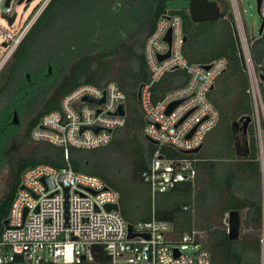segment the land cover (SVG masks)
I'll list each match as a JSON object with an SVG mask.
<instances>
[{"label": "built area", "instance_id": "1", "mask_svg": "<svg viewBox=\"0 0 264 264\" xmlns=\"http://www.w3.org/2000/svg\"><path fill=\"white\" fill-rule=\"evenodd\" d=\"M20 1L0 0V19H6L11 27L16 23ZM51 1L41 0L17 33L5 30L0 24V72ZM229 3L248 71L258 157L264 169V99L260 87L264 59L256 65L251 51L252 37L247 32L239 0ZM14 15L10 23L8 18ZM261 16L264 19V0ZM169 32L170 42L166 39ZM185 35L182 15L167 11L144 44L149 78L143 82L139 102L145 118L151 119L146 122L144 134L156 141V148L142 178L154 199L158 193L171 191L197 174L192 160L172 156L165 147L177 151L194 149L205 142L220 121L219 109L209 94L211 86L228 67V59L216 58L208 63L209 68L205 67L208 64L190 62L183 53ZM169 52V56L160 58ZM178 71L183 76L176 75L172 85L167 86L166 78ZM161 84L165 89L160 88ZM127 103L126 92L115 80L81 83L62 97L58 108L43 114L31 130V139L62 147L68 160L71 147L95 149L108 145L115 130L126 124ZM121 105L125 106V115L117 113ZM20 186L7 217L10 227H4L0 235V264L213 262L212 254L199 241L195 230L179 233L171 222L155 213L148 220L129 222L120 209L107 210V204L120 206V191L97 175L75 170L70 163L61 168L48 163L32 166L24 172ZM130 224L133 237H130ZM190 245L196 251L186 252ZM261 264H264V221Z\"/></svg>", "mask_w": 264, "mask_h": 264}, {"label": "trees", "instance_id": "2", "mask_svg": "<svg viewBox=\"0 0 264 264\" xmlns=\"http://www.w3.org/2000/svg\"><path fill=\"white\" fill-rule=\"evenodd\" d=\"M67 1H51L0 72V167L8 163L14 175L5 198L0 200V235L24 172L39 163L58 168L70 163L75 170L97 175L108 186L119 190L120 211L129 222L148 220L155 213L158 218L171 222L179 233L195 230L199 241L212 254V264H261L264 169L258 157L254 120L249 124L247 134L250 156L238 158L235 154L236 136L232 123L241 117L253 118L254 113L248 71L229 5L225 0H217L222 5L219 19L194 22L189 13V0H154L145 20L147 28L132 37L123 34L115 39L109 28H105L110 26L105 25V19L116 22L121 10L110 4L106 13H102L101 3H98L95 6L98 13L92 25L84 23L79 27V40L72 42L64 55L67 69L53 83L44 86L43 92L36 96L37 100L28 103L26 97L38 85L31 68L25 65L32 42ZM121 2L124 5V0ZM167 11L177 12L184 19L187 39L183 53L190 62L205 65L216 58L226 57L228 67L209 94L219 109L220 121L207 135L202 150L184 154L165 147L172 156L192 160L196 177L180 183L171 191L158 193L154 199L142 173L149 166L156 145L144 134L146 120L138 89L149 78L145 39ZM251 51L259 66L264 59V31L258 37H252ZM183 74L178 71L169 75L166 85H172L173 78ZM110 80L120 84L128 103L126 124L115 130L108 145L95 149L71 147L68 160L64 149L51 143H37L31 149L12 151L13 140L18 138L17 126L12 124L15 109L22 114L30 111L27 130L30 137L43 114L58 108L62 97L79 84H102ZM260 87L264 99V80ZM160 88L165 89V86L161 84ZM231 210L241 211L243 230L248 231L237 240L228 236L226 215Z\"/></svg>", "mask_w": 264, "mask_h": 264}, {"label": "rangeland", "instance_id": "3", "mask_svg": "<svg viewBox=\"0 0 264 264\" xmlns=\"http://www.w3.org/2000/svg\"><path fill=\"white\" fill-rule=\"evenodd\" d=\"M129 1L124 0V5L120 4L122 3L121 0H68L65 2L63 7L56 13L57 15L55 14L56 16H52L49 21H47L44 25V29L38 33V36L32 42L29 57L25 65L31 68L33 78L37 80L38 85L33 87L30 95L26 97V102L31 103L34 100H37V97L43 92L44 86L47 87L49 83H53V81L57 80V78H59L58 76H61L65 69H67L68 62L64 55L68 50L69 45L72 42L79 40L77 34L79 27L84 23L85 25L88 23L90 24L89 26L92 25L93 19L96 18L98 13V8L96 9L95 7L98 3H101L99 8L103 11L102 13H106L107 5L110 4L118 6V9L121 10L120 18L116 22L110 21L108 18L105 19V25H110L105 26V28H109L113 38L118 39L123 34L132 37L135 33L143 32V30L147 28L145 20L148 18L147 16L151 11V5L154 0ZM225 1L231 10L229 0ZM40 3L41 0H33L31 2L25 1L19 4L16 7L18 15L15 25L11 27L6 19L1 18V27L12 33H17L20 28L28 22ZM239 3L243 12L248 34L251 37H258L261 25V15L257 9V0H239ZM114 26L117 29L112 28ZM144 36L145 34L142 35V37ZM2 40L3 37H1V41ZM1 51L3 52L4 49L1 48ZM50 68L51 72H49ZM47 74L50 75L48 76ZM29 113L30 111H27L24 114L19 113V116L23 119H27ZM23 136L26 137L25 143L21 144L18 141L14 142L12 151L27 150L37 145V143L32 141L26 133L20 135V137ZM2 169L3 170L0 172V196L5 192L7 184L10 181V169L7 165ZM244 233H248V231L244 232L242 226L241 235ZM194 251H196L195 246L190 245V248L186 252L191 253Z\"/></svg>", "mask_w": 264, "mask_h": 264}, {"label": "water", "instance_id": "4", "mask_svg": "<svg viewBox=\"0 0 264 264\" xmlns=\"http://www.w3.org/2000/svg\"><path fill=\"white\" fill-rule=\"evenodd\" d=\"M32 0H28L30 2ZM23 0L20 1L22 3ZM189 13L191 16V19L194 22H201V21H213L217 20L222 16V7L219 4L217 0H189ZM261 4L262 0H257V9L259 14L261 15ZM9 22L13 23L15 19V15L12 17H9ZM233 25L236 30V25L233 20ZM264 31V19L261 16V25L259 28V35H261ZM237 34V31H236ZM169 42L171 41V33L169 32L167 38ZM187 36H184V41H186ZM239 41V39H238ZM4 46H7V43H4ZM170 52L164 56H161V59H164L165 57L169 56ZM211 65H205L206 68H209ZM49 72H51V68L49 69ZM260 78L263 81L264 80V71L260 73ZM143 83L140 85L138 89V99L141 98V89H142ZM215 87V84L211 86V90H213ZM92 100V99H90ZM179 103V102H178ZM177 104V103H175ZM174 104V105H175ZM118 114L125 115L126 114V109L124 105H121L119 110L117 111ZM146 122H151V119L146 117L145 118ZM253 121V118L251 116H246V117H241L239 120H236L232 123V131L234 135L236 136V154L239 158H248L251 154V148L249 145V141L247 139V134H248V128L249 124ZM13 122L18 123L19 122V117H18V112L17 110L14 111V116H13ZM240 133L242 134L243 138L240 137ZM263 137V145H264V131L262 133ZM149 141L152 143H155L156 141L150 139L147 137ZM242 141V142H241ZM204 146V143H202L200 146L191 149V150H184V149H179L180 152L185 153V154H194V153H199ZM20 187H23L21 185ZM68 192L69 189H66V194L68 197ZM67 210H68V204L66 205ZM107 210H112L116 209L119 210L120 206L118 204H107L106 205ZM68 213V211H67ZM226 221L228 225V236L229 239L231 240H237L241 237V231H242V214L240 210H231L227 213L226 215ZM4 227L9 228V219L6 218L3 221ZM129 230H130V237L135 236V234L132 232V224L129 225Z\"/></svg>", "mask_w": 264, "mask_h": 264}, {"label": "flooded vegetation", "instance_id": "5", "mask_svg": "<svg viewBox=\"0 0 264 264\" xmlns=\"http://www.w3.org/2000/svg\"><path fill=\"white\" fill-rule=\"evenodd\" d=\"M40 110L42 109V106L39 108ZM16 110V109H15ZM14 110V111H15ZM14 111H13V116H14ZM18 112V111H17ZM28 115V114H27ZM18 116H19V113H18ZM12 124L14 125V126H17V131H18V138H16V139H14L13 140V142H16V141H18L19 143H21V144H24L25 143V141H26V137L25 136H23V137H20V135H23V134H27V130H28V124H29V117L26 119H23L22 117H20L19 116V122L16 124V123H14L13 122V117H12ZM241 138H243V136L241 137ZM30 139H31V136H30ZM32 140V139H31ZM33 141V140H32ZM242 142V141H241ZM14 144V143H13ZM14 146V145H13ZM236 148V147H235ZM235 154H236V149H235ZM236 156H237V154H236ZM238 157V156H237ZM239 158V157H238ZM8 166V168L10 169V171H9V174H10V181H9V183L7 184V187H6V190H5V192L0 196V200H2V199H4L5 198V196H6V194H7V192H8V190H9V187H10V184H11V181H12V179H13V171H12V168H11V166L10 165H8V163H4L3 165H2V167H0V172L3 170L2 168L3 167H5V166ZM1 175V174H0Z\"/></svg>", "mask_w": 264, "mask_h": 264}, {"label": "crops", "instance_id": "6", "mask_svg": "<svg viewBox=\"0 0 264 264\" xmlns=\"http://www.w3.org/2000/svg\"><path fill=\"white\" fill-rule=\"evenodd\" d=\"M240 137H242V134L240 133Z\"/></svg>", "mask_w": 264, "mask_h": 264}]
</instances>
